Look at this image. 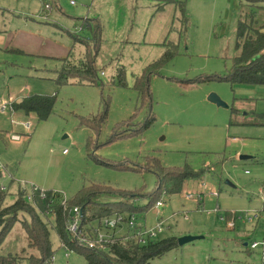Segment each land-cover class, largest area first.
<instances>
[{
  "label": "rangeland",
  "instance_id": "obj_1",
  "mask_svg": "<svg viewBox=\"0 0 264 264\" xmlns=\"http://www.w3.org/2000/svg\"><path fill=\"white\" fill-rule=\"evenodd\" d=\"M248 3L0 0V184L8 191L4 204L15 201L19 183L28 192L33 183L68 198L99 184L137 192L134 204L141 208L157 186L158 177L150 169L154 160L169 167L204 168V175L187 179L180 192L160 191L163 207L153 205L138 213V222L149 227L164 220L154 239L201 236L178 243L150 264H261L262 246L251 249L250 242H264V84L226 79L236 55L238 21ZM255 4L264 6V0ZM89 26H99L101 32V40L93 36L91 42L98 45L97 84H59L57 58L70 50L72 56H82L85 47L74 36L92 38ZM167 48H173L174 56L150 76L151 96L142 102L134 88L136 76ZM121 69L125 85L118 81ZM212 93L227 107L209 101ZM33 94L56 97L47 120L10 109L11 102ZM3 103L6 111L1 110ZM126 131L132 133L116 137ZM12 134L21 139L13 140ZM258 210L260 216L248 221ZM231 211L242 216L235 230L226 226V212ZM23 219L31 218L19 215L0 254H18L24 257L20 264H29L26 257L39 253L29 246ZM49 227L53 264H88L83 254L62 246L56 229ZM102 231L124 236L127 229Z\"/></svg>",
  "mask_w": 264,
  "mask_h": 264
},
{
  "label": "trees",
  "instance_id": "obj_2",
  "mask_svg": "<svg viewBox=\"0 0 264 264\" xmlns=\"http://www.w3.org/2000/svg\"><path fill=\"white\" fill-rule=\"evenodd\" d=\"M249 1V8L241 14L236 31V55L232 58V70L226 76L231 83L240 84H264V20L259 22L258 15L264 6L255 4L256 0ZM264 13V12H263ZM92 38L74 36L75 43L85 47L82 56H72V50L66 57L57 58L60 69L57 71L56 81L59 84L79 82L97 84L99 79L95 57L98 45L91 46L94 39L101 40L100 28H92ZM166 43V42H165ZM174 56L173 48L165 51L163 56L149 64L144 72L136 76L134 88L140 94L142 102L150 97V76L159 70L161 66ZM119 84L125 85L124 69L118 74ZM144 99V100H143ZM56 97L51 95L33 94L23 97L19 101L11 102L13 110H22L27 115L34 113L39 120H47L53 111ZM104 119V116L102 117ZM131 131L121 132L116 137L131 134ZM148 166V164H147ZM146 166V167H147ZM129 168V166H128ZM130 169H137L130 166ZM150 169L158 177L156 189L149 193L148 201L141 208L136 207L134 198L139 196L137 192H122L105 185L92 184L79 189L73 198L66 197L54 190L39 189L32 191L28 198V191L19 185L15 201L5 205L7 189L0 187V245L14 224L19 220L20 214L30 215L29 220L23 219L22 224L29 246L36 248L37 255L26 257L29 264H53L54 251L50 240L49 224L56 229L62 246L76 250L83 254L88 264H150L153 257L164 255L178 244L175 236L166 238H148L145 243L139 242V238L128 235L113 237L104 240L95 247H89L84 241H80L77 235L67 229L69 213L78 205L81 208V228L87 229L92 222L117 212L146 213L151 206L161 199L160 191L164 193H178L181 191L187 179L200 178L205 169L194 170L189 166L169 167L160 162H151ZM1 175V170H0ZM111 198L105 200V198ZM116 200H112V199ZM112 200V201H111ZM227 220L233 213H227ZM51 217V219H49ZM24 257L18 254H0V264H20Z\"/></svg>",
  "mask_w": 264,
  "mask_h": 264
},
{
  "label": "built area",
  "instance_id": "obj_3",
  "mask_svg": "<svg viewBox=\"0 0 264 264\" xmlns=\"http://www.w3.org/2000/svg\"><path fill=\"white\" fill-rule=\"evenodd\" d=\"M46 8H49L48 5H46ZM1 110L6 111L7 105L5 103H3L1 105ZM10 109H11V105H10ZM24 126L27 129H30L31 126V122L30 121H26L24 122ZM29 134V132H28ZM12 139L13 140H20L21 136L18 134H12ZM66 152V150H64V153ZM19 185H21V183H19ZM22 186V185H21ZM0 187L2 190H6L7 186H4L2 184H0ZM39 189L38 185H34L32 183V187L30 192L28 193V198L30 199L32 196V191ZM213 195H218L215 191L212 192ZM64 197L63 201H66V197ZM187 198H191L192 194H186ZM164 206V202L160 199L156 202L155 204V208L159 209L160 207ZM81 214H82V210L80 207H78V205L76 207L73 208V210L70 211L69 213V217H68V221H67V229L70 233H73L75 235H77V237L79 238L80 241H84L89 247H95L97 244L102 243L104 240L107 239H111L113 237H122L123 235H116L115 232L114 233H110L107 234V232L102 231V229L104 228V231H115L116 229H127L126 234L124 236H128V235H133L137 238H139V242L141 243H145L147 241L148 238H153L155 237V235L157 234V232H161L162 230V224H164V220L163 219H159L156 223V225L154 224V226H150L145 223H139L138 222V218L139 216L135 213L132 212H117L114 213L112 215L103 217L95 222H92V224L90 225L89 228L87 229H83L81 228ZM258 213H255L254 215H250L248 216V220L252 221L254 218L258 217ZM228 224L231 227L235 226V222L233 220L228 221ZM123 236V237H124ZM250 247L251 249H256L260 246L261 247V257H260V261L261 264H264V242H258V241H254V242H250ZM249 245V243H248Z\"/></svg>",
  "mask_w": 264,
  "mask_h": 264
},
{
  "label": "water",
  "instance_id": "obj_4",
  "mask_svg": "<svg viewBox=\"0 0 264 264\" xmlns=\"http://www.w3.org/2000/svg\"><path fill=\"white\" fill-rule=\"evenodd\" d=\"M209 101L216 103L218 106H226V104L224 102H222V100L216 95V94H211L208 98ZM227 107V106H226ZM248 156L246 155H241L240 158L245 159ZM228 184H230L229 181H227ZM201 236H192V235H186V236H182L178 238V243L179 244H183L186 243L188 241L200 238Z\"/></svg>",
  "mask_w": 264,
  "mask_h": 264
},
{
  "label": "crops",
  "instance_id": "obj_5",
  "mask_svg": "<svg viewBox=\"0 0 264 264\" xmlns=\"http://www.w3.org/2000/svg\"><path fill=\"white\" fill-rule=\"evenodd\" d=\"M264 209V208H263ZM264 211V210H263ZM232 213H233V216H232V218L231 219H225V221H226V226L228 227V228H230V229H232V230H235V226L237 225V221H238V219L240 218V217H242L241 216V214L238 216V213L236 212V211H231ZM230 212V213H231ZM228 212H226V214H227ZM255 213H258L259 215L258 216H260V213H261V211L260 210H258V211H256ZM227 216V215H226ZM250 216V215H249ZM223 219V218H222ZM247 219H248V216H247ZM231 220H233L234 222H235V226L234 227H231L229 224H228V221H231ZM249 221V220H248ZM245 231V230H244ZM239 232H242V230H240ZM239 238H242V240L240 241V242H243V246H248V243H247V241H245V238H244V236H240ZM243 249V248H242ZM242 264H245V263H242Z\"/></svg>",
  "mask_w": 264,
  "mask_h": 264
}]
</instances>
